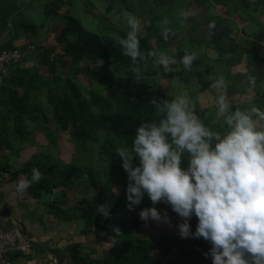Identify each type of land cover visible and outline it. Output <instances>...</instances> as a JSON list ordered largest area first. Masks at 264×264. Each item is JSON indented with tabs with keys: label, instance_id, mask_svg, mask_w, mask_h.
<instances>
[{
	"label": "trees",
	"instance_id": "16d2710c",
	"mask_svg": "<svg viewBox=\"0 0 264 264\" xmlns=\"http://www.w3.org/2000/svg\"><path fill=\"white\" fill-rule=\"evenodd\" d=\"M34 1L42 3L45 19H51L52 27L55 29L59 27V32L46 43H33L37 49L32 54H35L34 58L38 65L24 67L15 74L12 73L5 85L8 83L21 86L37 85L40 87L37 94L45 96L47 106L42 108L39 118L35 115L39 109L31 108L29 104L24 105L25 97H22L10 108L8 117L13 116L15 135L22 138L31 134L28 131L27 120L41 122L42 131L50 145H58V136H63V133L68 135L74 152L79 156L70 163L59 160L56 163L52 162L48 154L32 157L25 168L26 178L31 179V170L35 167L42 173V179L39 183L33 184L27 192L45 208L55 212L58 218L67 221L80 220L83 226L81 236L94 234L96 238H100L101 232H106L111 236L112 242V246L101 253L87 247H77L73 252L66 251L62 255L67 258L66 264H170L177 259L179 264L190 261L197 248L194 238H183L178 245L164 246V241L172 237L171 233L164 230L170 226L166 223L158 232L153 233V227L158 222L149 220L145 223L140 219V212L143 209L155 206L162 216L167 213L172 221V230H175L176 225L183 220L170 205L164 203L153 205L145 193L142 203L135 206L134 211L128 209V174L123 169V161L116 155V150L131 147L136 129L143 122L159 120L151 103L153 99L171 101L177 94L182 93L181 85L184 84L185 87L200 86L196 94L192 92V100L200 97V94L210 92L208 95H212L216 101V91H212L210 87L213 81L209 78L204 79L205 73L215 71L216 65H220V68L223 67L226 71L229 70L227 64L229 61L224 65L220 63L225 61L223 58L227 55L237 57V64H241L243 55H246L248 80V74L255 76L257 70L264 68V59L247 47L236 46L232 38L236 37L237 33L232 31L226 36L231 41L227 47L220 45L218 41L221 39L212 35L211 44L219 57L212 60L209 66H205L204 72L197 71V67L191 72L186 71L180 63L184 50L179 48L172 53V58L177 61L170 66L173 71L165 72L162 66L156 64L157 67H154L150 60L147 66L143 63L139 65L142 79L135 82L134 74L129 70L131 59L122 54L116 40L117 36L126 38L129 31L108 24L105 20L99 21L97 30L88 29L79 18L71 14V7L78 0H28V3ZM233 1H238L241 9L247 10L249 14H255L262 9L264 15V0ZM19 2L0 0V36L8 35V39L0 45V51L14 47L24 48L25 44L18 45L19 42L16 40L22 31L35 38L40 32L38 25L20 20L24 2ZM112 9V6H109L107 10ZM237 13L240 19L245 20L240 10H237ZM144 18L141 19L146 23L143 32L148 33V28L155 30L156 25L152 18H146L149 19L150 26ZM16 19L18 25L8 33L9 22ZM143 32L142 30L141 33L138 32V39L142 50L147 52L152 50V46L148 43L147 36H143ZM32 54H29L28 58ZM74 68L75 75L70 71ZM213 75L214 79H218L216 72ZM157 77L159 82L162 79L166 80L169 88L160 87L159 82H156ZM228 88L231 87L228 85ZM252 106L254 105L232 106L231 110L243 111ZM199 118L212 131L223 133L227 129L225 122L222 125L219 120L220 118L224 120V117H211L202 113ZM52 122L56 126L57 135L49 128ZM184 158H187V154ZM133 163L134 166H139V159H134ZM187 166V161L182 160L181 167ZM115 187L120 188L118 193L114 191ZM81 188L82 193L79 196L70 195V192ZM105 203L111 207L107 219L96 210L97 206ZM197 224L196 218L190 220L193 233ZM117 229L119 234L116 232ZM200 240L207 245L205 253H208L212 247L211 243L203 238ZM205 253L204 257L213 264L212 258ZM60 258L59 255V264H64Z\"/></svg>",
	"mask_w": 264,
	"mask_h": 264
},
{
	"label": "clouds",
	"instance_id": "9594fccd",
	"mask_svg": "<svg viewBox=\"0 0 264 264\" xmlns=\"http://www.w3.org/2000/svg\"><path fill=\"white\" fill-rule=\"evenodd\" d=\"M122 15L131 30L126 38L117 36L116 40L122 54L131 59L134 81L142 79L139 65L147 66L150 60L165 72L173 71L174 58L142 50L137 17L128 11ZM180 15L186 20L193 13L182 10ZM170 23L168 17L162 21L163 25ZM209 27L214 28V23ZM170 32L169 28L162 30L164 41L169 40ZM196 59L195 52H186L180 63L191 72ZM196 70L202 69L197 66ZM209 79L217 94V116L224 117L227 131L206 127L186 96L171 101L153 99L159 120L143 122L131 147L116 150L128 174L127 207L134 211L146 193L153 205H170L182 218L176 225L182 238H203L211 243L205 255L213 264H264V110L252 106L232 111L225 79L211 75ZM248 82L256 87L254 75L248 74ZM136 158L139 166H134ZM182 160L187 161V168L181 167ZM41 179L39 169L32 168L31 179H19L16 192L25 193ZM96 210L107 219L111 207L105 203ZM193 215L198 218L195 233L190 226ZM140 219L172 226L167 213L162 216L155 206L143 209ZM116 232L119 234L118 229Z\"/></svg>",
	"mask_w": 264,
	"mask_h": 264
},
{
	"label": "crops",
	"instance_id": "0c3cea01",
	"mask_svg": "<svg viewBox=\"0 0 264 264\" xmlns=\"http://www.w3.org/2000/svg\"><path fill=\"white\" fill-rule=\"evenodd\" d=\"M108 1L112 3L113 0ZM118 1L120 3L117 6L120 8L121 2L125 0ZM178 3L187 6L186 10H191L193 15L190 18L186 19L188 21L187 27L183 30H176L177 32H175L174 34L170 33V38H177L176 41L183 38L185 39V43L183 40H181L184 43V47L182 48V50H184V55L186 54V52L196 53L197 59L194 61L193 68L197 66L200 67L202 65V60L211 62L212 60L219 57L218 52L211 44L212 35H216L218 38L220 36L226 37L232 31H235V33H237L236 37L232 38L234 39L233 43L236 46L241 48L247 47L257 56H260L262 59H264V15L262 9H260V11L255 12V14H247L238 5V1L233 0H181V2L177 0H175L174 2L173 0H163V2H159L158 6H160V9L159 7L157 8L155 6V10H157V13H154L151 18L156 19V17L159 15V12H161L165 14L164 18L168 17L170 19L171 23L173 20H178L179 17L175 15V8L176 6L178 7ZM112 5L113 4H111L110 6ZM147 5H150V3ZM172 5L175 7H172ZM115 10H118V12L121 13L124 12V9L121 10L116 8ZM115 10L112 9V11H109V14L110 12H113V14L116 15ZM237 10L241 11V14L245 18V20L240 19ZM148 13L150 14V12ZM138 14L141 15V11H138ZM139 15H137V19L141 17ZM164 18H159V20ZM153 19L152 21L156 25ZM193 23H195L194 25L198 23H203L202 28L201 26L199 27L201 28V30L199 29L198 33V35L200 36V41H202L201 48H199V46H195L196 48L194 46H189L190 37L188 29L191 28L190 26ZM213 23L215 27L210 29L209 25ZM9 24L11 25V22H9ZM170 24H162V27H171ZM158 29L161 30L160 27ZM157 32H159V37H161L162 35L160 32L162 31ZM7 39V37L4 38L3 35H1L0 45L4 43ZM16 40L18 41L17 38ZM176 41L174 44H177ZM186 42H188L189 44H187ZM19 44H21V42H19L18 45ZM224 58L223 60L227 62L229 61L227 64H229L230 71L227 70L223 78L225 79V81L231 82V84L234 85L236 88L238 86L236 91L238 90L241 92L234 95V97L238 96L237 102L244 106L248 105L250 101L256 103L257 94L255 98L251 97L252 92L247 89L246 86L243 85L244 77L246 79V55H243L241 64H237V57H234V55L230 54L225 56ZM37 65L38 63L35 58H28L24 63L15 65L12 69V73L15 74L19 69H23L24 67L31 68L32 66ZM210 73L213 75V73L215 74V71ZM263 73L264 72H262L261 75L264 78ZM249 87L250 86H248V88ZM39 88V86L33 84L21 86L8 83L0 91V191L2 202L1 211L11 217V225H17L22 227L25 233L34 241L33 249L28 253L11 255L10 261L12 262V264H59V255L63 263L66 264L67 258H64L62 256L63 253L66 251L73 252L75 250L76 245H79L77 247H87L98 250L96 245H92L89 242H87L88 244H80L82 243L81 241H78L80 239L74 237V231L78 232V230L81 231L82 229L80 220L67 221L64 219H60L56 216L55 212H51L49 209L45 208L37 199L31 196L27 191L25 193L16 192L17 181L21 178L27 177V174L25 173V168L30 163L32 157L40 154L46 155L48 153L44 154L41 153V151H48V149L43 150V144L40 143L42 140L39 136V133L43 132L41 122L36 123L27 120L28 131L31 134L22 138L19 135H15L14 118L13 116L11 118L8 117V113L10 111V108L15 105L14 103L19 101L20 98L25 97L24 105L28 106L29 104L31 105V108L37 107L39 111L36 112L35 115L40 118L42 108H45L47 106V103L45 96L37 94L38 92H40ZM259 92L260 91H257L258 94ZM208 93L209 92H207L206 94H201L203 101L204 98H208ZM201 96L197 97V100H199ZM262 104L264 105V101L261 102V105ZM232 106L235 105L231 104V107ZM261 110H264V106ZM52 146L53 150L50 151H66L63 149H59L58 145ZM19 153L23 154V159L25 157V153L27 156H29L30 160L26 166L17 170L10 165V156H18ZM48 155L51 157L52 162L56 163L58 160L64 161L60 158L55 157V155H52V153H49ZM12 168L17 170L14 177L10 175V170H12ZM4 192L5 194H3ZM72 222L73 225H76L77 222L78 227L80 226V229H72ZM73 227L75 228V226Z\"/></svg>",
	"mask_w": 264,
	"mask_h": 264
},
{
	"label": "rangeland",
	"instance_id": "374dc122",
	"mask_svg": "<svg viewBox=\"0 0 264 264\" xmlns=\"http://www.w3.org/2000/svg\"><path fill=\"white\" fill-rule=\"evenodd\" d=\"M19 1L24 2V6L22 7V17H20V20L24 21L25 23H30V24L33 23L35 25H38L40 32L37 33L36 38H35V37L31 36V34H28V33L26 34L24 31H22V32H20V36H17L18 41L23 42L25 45L28 43H35V42L46 43V42L50 41L52 39V37H54L59 32V27L56 29H55V27L53 28L51 25L52 20L51 19H45L43 8H41L42 3L39 1H34V2L28 3V0H23V1L19 0ZM159 2H163V0H129V1L125 0V1L121 2V6L119 8L117 6L120 3L118 0H113L112 3L108 0H78L73 4L70 11H71V14L73 17L79 18L80 20H82L81 22H83V24L88 29H90L92 31L97 30L98 23H99V21H102V20L108 21V24L113 23L114 25L120 27L121 29H124L126 31H130L131 29L127 25L122 13L118 12V10L116 11L115 9L116 8L121 9V10L124 9V11H128V12L134 14L136 17H138L137 15H139L138 11H141V15H139V16L145 17V18L146 17L150 18L151 16H153L154 13H157V10H155V6L157 8L159 7V9H160V6H158ZM149 3H150V5H147ZM111 4H113L112 7L116 11V15H114L113 12H110V14H109V11L107 10ZM139 4H140V7H139ZM178 4H179L178 7L176 6V8H175V13H176L175 15H177V17H179V19L173 20L172 23L170 24L171 27H169V26L168 27L167 26L162 27L163 19L159 20V18H164L165 14L159 12V15L156 17V19L152 18L156 23L155 30H153V29L150 30L148 28V30H149V31L147 30L148 33H144L143 30H144V27H146V23L141 21V19H142L141 17L138 18V20H139V31L138 32L141 33V30H142L143 36H145V35L147 36L148 43L152 46V48L150 47L152 49V51L157 52V53H164L169 57H172V55H173L172 53L176 52L179 48L182 49L184 47V43H185L184 40L185 39L183 38V39H179L176 41L177 38H170L169 37V40L166 42V41H164L162 36L159 37L160 34L157 31H162L164 28H170L171 29L170 33L174 34L175 32H177L176 30H183L184 28L187 27L188 21L185 20L180 15L182 10H186L187 6H184L180 3H178ZM172 7H175V6L172 5ZM154 11H156V12H154ZM148 12H150V14ZM245 13L249 14V12L247 10H245ZM41 21H43V22H41ZM111 21H113V22H111ZM146 21H147V25L150 26L149 19H146ZM194 24L195 23H193L190 26L191 28L188 29L189 37H190V40H189L190 45L189 46L190 47H193V46L198 47L199 46V48H201L202 47V44H201L202 41H200V36L198 35V33H199V29L201 30L203 23L202 24L198 23L196 25H194ZM205 24H207V23H205ZM16 25H18L17 19L12 20L11 26H9L10 31H8V33L13 31L14 26H16ZM200 26H201V28H199ZM159 27L161 28V30L156 31V29ZM3 37L8 38L7 34H3ZM219 38L221 40H219L218 43L220 45H222L223 47H227V45L231 43V41L228 40V38H226L225 36H222V38L220 36ZM33 40H34V42H33ZM181 40H183L184 43ZM175 41L177 44H174ZM23 43H21V44H23ZM186 43L189 44L188 42H186ZM34 55L35 54L30 55L29 58H34ZM210 63L212 64V61L209 62V61L202 60V65L200 66V68L202 70L200 72H202V71L204 72V69H206V68H204V66H207V65L209 66ZM220 63H223V65H224V64H226V61H224V62L220 61ZM152 66L157 67V66H155L154 63ZM214 69H215L217 78L224 77L225 72H226L225 68L220 69V65H216ZM98 70H102V71L104 70L105 71V69H98ZM70 71H71V74H73V75L76 74V68L71 69ZM213 71L214 70H212L211 72H213ZM262 72H264V68L257 70L255 72V77H256V87L255 88L251 87V85L248 83V80L245 79V77L243 79L244 84L242 83L244 86H246L247 89H249L252 92L251 97L255 98L256 94H257L256 103L255 102L253 103L252 101H250V103L248 105L249 106L254 105V106L259 107L261 109L264 106L263 104L261 105V102L264 101V95H263L264 94V78L261 75ZM210 75L213 78H215V76L212 75L211 73L210 74L205 73L203 75L204 79L209 78ZM263 75H264V73H263ZM187 79H188V76L186 75V80ZM226 80H227V78H226ZM210 81H212V80H210ZM156 82H159L158 77L156 78ZM166 82H167L166 80L162 79L159 82V86L162 87L163 89L166 87L169 88L167 86L168 83H166ZM227 85H229V87H231V88H228V97H229L231 104L235 105V106L242 105V104H239V102H237L238 96L234 97L235 94L241 93L238 90L236 91L238 86L236 88L234 85L231 84V82H227ZM182 86H183V88L181 89L182 93L177 94L176 96L183 95V96L188 97L190 99V103H191L192 108L195 110V112L198 116H200L203 113V114L209 115L211 117L212 116L217 117L216 116L217 111H218V106H217V102H216L217 100L214 101L212 98V95L210 96L207 94L208 98H204V101H203L202 96L199 100H197V99L192 100V98H193L192 92H195V94H196L200 86L196 85L193 87H191V86L185 87L184 84L181 85V87ZM248 86H250V87L248 88ZM211 90L213 91L215 89L212 88ZM243 91H245V90H243ZM257 91H260L259 94L257 93ZM176 92L179 93V91H176ZM173 93H174V91H173ZM219 120L221 121L222 125H224V120L222 118H220ZM49 128L52 130L53 133H55L57 135L56 126L53 122L51 123ZM224 131H227V129H225ZM43 132L39 133V136L42 140L40 143L43 144L42 149L43 150L48 149V151H41V153H44V154L52 153V155H55V157L60 158L67 163L72 162L73 160L76 159V157L79 156V154H77V152L76 153L74 152L75 151L74 147L70 144V142L68 140V135H66L64 133L62 134L63 136H61V135L58 136L57 144H58L59 149H63L66 151H56V152L50 151V150H53V148H52L53 146L48 143V141L45 137V134ZM84 151H88V150L84 149ZM22 155H23L22 153H19L18 156H16V155L10 156V159H11L10 165L13 166L17 170L21 169L22 167L26 166L29 163V160H30L29 156H27L24 153L25 157L23 159ZM15 169L12 168V170H10V172H11L10 175H12L13 177L17 172V170H15ZM114 191L116 193H118L120 191V188L115 187ZM81 193H82V188L79 189L78 191L74 190V191L70 192V195H72V194L76 195L77 194V196H79ZM3 194H5V192ZM72 197L73 196H71V198ZM192 218H196L198 221V218L195 215H193ZM71 225H72V229H76V228L80 229L79 228L80 226L78 227L77 222H76V225L75 224L73 225V222L71 223ZM165 225H166V223L162 224V223L158 222L156 224V226L153 227V233L158 232L160 230V228L164 227ZM73 226H75V228ZM81 227H83L82 223H81ZM164 230L166 232L172 234V237H170L169 239L164 241V246H166V245L175 246V245H178L181 243L183 238L180 236L178 228H176L175 230H172V227H170V228H166ZM72 231H74V230H72ZM74 232H75L74 237H77L78 239H80L78 241L82 242L80 244H84V243L88 244L87 242H89L92 245H96V247L100 253L106 249H109L112 246L111 236L106 232H101L100 238H96L94 234L89 235V236H81L79 230H78V232H76V231H74ZM200 239L201 238L195 239L197 248H196L195 254L193 255V258L190 261H186L183 263L179 262V264H210V260L208 258L204 257V253L207 250V245L203 244V242ZM155 240H156V237L154 236L153 241L155 242ZM77 246H79V245H76V247ZM76 247H75V249H76ZM178 261L179 260L177 259V261L170 263V264H178Z\"/></svg>",
	"mask_w": 264,
	"mask_h": 264
},
{
	"label": "built area",
	"instance_id": "2783aa9c",
	"mask_svg": "<svg viewBox=\"0 0 264 264\" xmlns=\"http://www.w3.org/2000/svg\"><path fill=\"white\" fill-rule=\"evenodd\" d=\"M36 49L35 44L28 43L24 48L14 47L0 51V91L10 79L13 67L24 63ZM1 207L0 191V264H12L11 255L28 253L33 249L34 241L22 227L11 225V217L3 213Z\"/></svg>",
	"mask_w": 264,
	"mask_h": 264
}]
</instances>
